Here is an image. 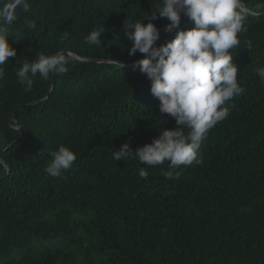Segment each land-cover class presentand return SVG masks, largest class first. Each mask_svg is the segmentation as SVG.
Masks as SVG:
<instances>
[{"label":"trees","instance_id":"1","mask_svg":"<svg viewBox=\"0 0 264 264\" xmlns=\"http://www.w3.org/2000/svg\"><path fill=\"white\" fill-rule=\"evenodd\" d=\"M29 3L12 26L17 55L0 88V264H264V82L255 71L264 67V0H243L247 31L230 50L245 91L201 142L202 163L181 166L175 179L163 174L167 161L112 158L176 126L133 69L143 55H128L123 34V21H143L157 0ZM143 22L160 30L158 45L175 36L164 33L166 18ZM100 25L102 46L85 43ZM192 27L182 16L179 30ZM68 51L78 56L68 73L37 74L30 91L17 82L38 53ZM60 146L77 159L52 177L45 169Z\"/></svg>","mask_w":264,"mask_h":264},{"label":"clouds","instance_id":"2","mask_svg":"<svg viewBox=\"0 0 264 264\" xmlns=\"http://www.w3.org/2000/svg\"><path fill=\"white\" fill-rule=\"evenodd\" d=\"M157 2V11L146 15L144 20L166 18L169 23L163 28L164 33L176 30L172 40L158 45L160 30L152 22L145 24L144 20L130 18L123 21V34L131 41L128 55H143L134 62L133 69H138L150 81V94L159 101V113L173 118L176 126L172 130H160L158 138L135 151L126 142L118 151H113L112 158L115 161L135 158L145 166H158L167 161L169 170L163 174L167 179H175L180 174L176 170L181 166L202 163L201 142L210 129L230 115L226 102L245 91L237 80L238 70L230 50L240 45L238 36L247 31L245 21L249 9L243 0ZM18 10L27 13L29 0H0V88L4 87L3 65L17 55L9 39ZM182 16L193 23L191 29L179 30ZM24 24L29 30L36 27L35 20L25 19ZM104 32L105 29L98 26L85 37V43L102 46ZM67 35L65 32V37ZM247 44L250 50L252 44L250 41ZM77 59L76 53L71 51L51 55L38 53L35 60L26 61L18 68L17 82L25 91H30L37 74L43 80H48L50 75L66 74ZM110 62L118 65L115 60ZM255 71L264 82V67ZM185 129H188L187 134ZM50 156L52 160L45 171L52 177L62 176L77 159L65 146H60ZM138 174L148 179L146 167H140Z\"/></svg>","mask_w":264,"mask_h":264},{"label":"water","instance_id":"3","mask_svg":"<svg viewBox=\"0 0 264 264\" xmlns=\"http://www.w3.org/2000/svg\"><path fill=\"white\" fill-rule=\"evenodd\" d=\"M263 15H264V14H263ZM121 65H123V66H128V65H125V64H121ZM7 148H8V147H7ZM7 148H6V149H7ZM6 149H4V150H6Z\"/></svg>","mask_w":264,"mask_h":264}]
</instances>
